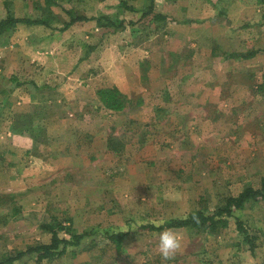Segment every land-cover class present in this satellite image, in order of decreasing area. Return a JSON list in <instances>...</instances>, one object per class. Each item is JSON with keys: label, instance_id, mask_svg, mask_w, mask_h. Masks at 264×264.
I'll use <instances>...</instances> for the list:
<instances>
[{"label": "rangeland", "instance_id": "obj_1", "mask_svg": "<svg viewBox=\"0 0 264 264\" xmlns=\"http://www.w3.org/2000/svg\"><path fill=\"white\" fill-rule=\"evenodd\" d=\"M120 1L72 5L124 19V29L75 24L62 32L65 18L56 14L52 27L19 23L0 35V130L12 115L23 129L0 131V258L50 243L44 225L62 224L61 237L96 233L62 257L27 254L16 264H264V201L237 211L252 244L234 217L213 233L138 227L213 210L260 186L264 3L156 0L169 18L152 20ZM48 9L44 0H0V19L47 17ZM250 50L258 54L227 57ZM104 85L128 96L123 110L100 101ZM165 230L183 238L167 260L158 248ZM121 231L129 235L118 248L105 232Z\"/></svg>", "mask_w": 264, "mask_h": 264}, {"label": "trees", "instance_id": "obj_2", "mask_svg": "<svg viewBox=\"0 0 264 264\" xmlns=\"http://www.w3.org/2000/svg\"><path fill=\"white\" fill-rule=\"evenodd\" d=\"M44 1L48 8H50L47 11V17H39L34 19L30 17H16L14 14L9 13L7 17L0 19V35L11 26V28H16L19 23L27 25L44 24L45 26L52 27L50 20L51 18H53V16L55 18L58 14H62L65 18L64 26L61 28L62 32H66L72 25L75 24L81 27L94 26L109 27L115 29H124L125 27L124 19H120L119 17L111 16L108 14L88 15L86 11H84V9H80L77 8V6L72 5V0ZM208 1L211 2L212 0ZM257 2L264 3V0H258ZM120 6L123 7L126 11H129L130 13H141L140 19L151 15L152 20L169 18L168 15L156 11V0H150L149 5H145L141 8L129 4L126 0H121ZM224 11L225 7L222 6V8L218 11V16L223 15L225 13ZM135 22V20H129V24H134ZM257 54V50H250L247 52H230L227 53V57L236 59H250L255 57ZM13 81L16 82V86L24 85V82L20 81L17 76L13 77ZM34 84L36 85V83ZM260 88L264 90V78ZM97 95L106 108L116 111L123 110L125 108V103L129 101L128 96L125 95L117 85H104L102 87H98ZM12 125L14 133L23 131L20 126H17L18 124L14 123ZM250 201H264V175L261 178V184L259 187H253L252 185H248L238 195L227 196L224 199V202L213 210L198 208L190 211L185 215L167 218L160 224H140L138 227H140L141 230L149 229L160 231L171 228H194L199 231L213 233L220 226L226 227L229 223V219L234 217L238 230L245 234L244 241H248L252 244L254 242L248 234V229L245 225V222L241 219L240 214L237 213V211L242 210L244 206ZM44 227L52 232V238L50 243L32 246L26 252L19 253L15 256L11 255L2 257L0 258V264H16L17 261L21 260L27 254H35L36 259L38 261L59 258L67 254L69 250H74L82 246L83 241L89 235L91 236L92 234L96 233V231H89L86 233L72 232L70 233V237L68 238L61 237L59 234L60 229L68 228L62 226V224H58L59 230L53 225H44ZM128 235V231H121L117 233L105 232V237L114 241L118 248H121L123 239Z\"/></svg>", "mask_w": 264, "mask_h": 264}, {"label": "clouds", "instance_id": "obj_3", "mask_svg": "<svg viewBox=\"0 0 264 264\" xmlns=\"http://www.w3.org/2000/svg\"><path fill=\"white\" fill-rule=\"evenodd\" d=\"M182 239L179 234L171 230L161 232L158 244L161 256L166 260L169 259L181 247Z\"/></svg>", "mask_w": 264, "mask_h": 264}, {"label": "crops", "instance_id": "obj_4", "mask_svg": "<svg viewBox=\"0 0 264 264\" xmlns=\"http://www.w3.org/2000/svg\"><path fill=\"white\" fill-rule=\"evenodd\" d=\"M24 25H26V24H24ZM26 26H27V25H26ZM29 26H30V25H29ZM29 26H27V27H29ZM4 91H5V90H4ZM4 91H3V92H4ZM7 92H8V93H7ZM6 93H7L8 95L5 96V97L8 98V100H9L10 98H11V100H12V97H13L12 95H13V93H14V89L7 88V89H6ZM11 93H12V94H11ZM8 100H7V102H8ZM0 105H1V104H0ZM13 118H14V116L12 115V116H11V122L9 123L10 125H8V126L6 125V127H3V130H0V131H2L1 133H4L5 135L7 134V136H11V137H12V133H13V134H16V133L13 132V129H12V127H13L12 124H14V122H13L14 119H13ZM15 124H16V123H15ZM203 125H204V124H203ZM1 133H0V134H1ZM17 134H18V133H17ZM17 136H18V135H17ZM6 138H7V137H6ZM7 139H8V141L10 142V143H8V144H11L12 142L10 141V139H9V138H7ZM13 144H14V143H13ZM15 146H17V144H16ZM15 151H16V150H15ZM41 161H42V162H46L47 160H46L45 158H41ZM47 162H48V161H47ZM14 173H15V172H14ZM14 173L11 174L12 177H15V174H14ZM17 175H19V174H17ZM241 191H242V190H240L239 193H240ZM239 193H238V194H239ZM260 202H263V201H260ZM260 202H257V203H260ZM253 203H255V202H253ZM257 203H256V204H257ZM251 204H252L251 201L248 202V203L244 206V208L247 207L248 205H251ZM248 220H249L250 225H251L252 219L250 218V219H248ZM254 220H255V219H254ZM254 223H255V222H254ZM256 224H259V222H256ZM256 224H255V225H256Z\"/></svg>", "mask_w": 264, "mask_h": 264}]
</instances>
